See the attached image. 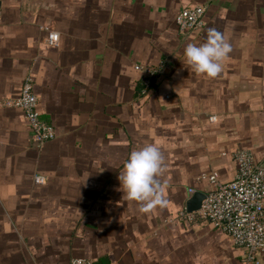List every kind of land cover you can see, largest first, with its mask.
Instances as JSON below:
<instances>
[{
  "label": "crops",
  "instance_id": "obj_1",
  "mask_svg": "<svg viewBox=\"0 0 264 264\" xmlns=\"http://www.w3.org/2000/svg\"><path fill=\"white\" fill-rule=\"evenodd\" d=\"M197 5L206 26L180 33L178 13ZM210 27L233 48L215 79L183 64ZM162 58L166 72L141 96L135 66ZM28 76L56 130L40 147L7 105ZM147 144L165 157L167 206L141 213L118 177ZM237 149L264 157V0H0V264H241L226 233L174 220L190 188H212L202 174L234 178Z\"/></svg>",
  "mask_w": 264,
  "mask_h": 264
},
{
  "label": "built area",
  "instance_id": "obj_2",
  "mask_svg": "<svg viewBox=\"0 0 264 264\" xmlns=\"http://www.w3.org/2000/svg\"><path fill=\"white\" fill-rule=\"evenodd\" d=\"M207 8L203 5L182 9L176 17L180 33L198 31L207 24ZM59 32L49 31L48 42L58 44ZM137 70H145L143 92L149 93L152 79L166 72L167 63L162 60L156 66L137 64ZM169 98L170 95H167ZM39 99L34 92L33 78L28 76L19 97L7 101V105L23 110L36 147L56 137V130L50 122L42 119L38 108ZM215 116L211 117L214 121ZM226 155V153H223ZM237 165L234 178L222 182L216 171L202 174L212 188L205 192L201 207L195 212L186 209L174 218L179 221H193L196 218L207 221L216 229L226 233L232 242L243 251L241 264H263L264 253V157L257 158L248 149H237L232 154ZM37 183H44L43 176L35 177ZM192 195L196 189L190 188ZM70 264H95L92 259L77 257Z\"/></svg>",
  "mask_w": 264,
  "mask_h": 264
},
{
  "label": "clouds",
  "instance_id": "obj_3",
  "mask_svg": "<svg viewBox=\"0 0 264 264\" xmlns=\"http://www.w3.org/2000/svg\"><path fill=\"white\" fill-rule=\"evenodd\" d=\"M232 51V45L224 33L210 27L204 43L186 46L183 64L198 75L215 79L222 73L223 62ZM165 171V157L155 144H147L130 153L118 179L126 198L135 201L141 213L166 208L167 200L160 180Z\"/></svg>",
  "mask_w": 264,
  "mask_h": 264
},
{
  "label": "water",
  "instance_id": "obj_4",
  "mask_svg": "<svg viewBox=\"0 0 264 264\" xmlns=\"http://www.w3.org/2000/svg\"><path fill=\"white\" fill-rule=\"evenodd\" d=\"M205 192L197 190L187 201V210L195 212L200 209L202 200L205 198Z\"/></svg>",
  "mask_w": 264,
  "mask_h": 264
},
{
  "label": "trees",
  "instance_id": "obj_5",
  "mask_svg": "<svg viewBox=\"0 0 264 264\" xmlns=\"http://www.w3.org/2000/svg\"><path fill=\"white\" fill-rule=\"evenodd\" d=\"M163 59V58H162ZM162 59H159L158 61L160 62V61H162ZM164 60V59H163ZM158 62V63H159ZM157 63V64H158ZM141 64V63H140ZM157 64H143V65H145V66H156ZM135 70H136V72H137V74H138V76H140L139 78L142 80V82H143V79H144V77L146 76V72H145V70H137L136 68H135ZM139 79V80H140ZM158 79H159V77H158V75L157 76H155L153 79H152V85H151V87H150V91L151 90H153L156 86H157V82H158ZM149 91V92H150ZM141 96H146V97H148V95H149V93H144L143 92V89L141 90ZM177 216V215H176ZM196 219H199V218H196ZM195 220V219H194ZM193 220V221H194ZM189 222H191V221H189Z\"/></svg>",
  "mask_w": 264,
  "mask_h": 264
},
{
  "label": "rangeland",
  "instance_id": "obj_6",
  "mask_svg": "<svg viewBox=\"0 0 264 264\" xmlns=\"http://www.w3.org/2000/svg\"><path fill=\"white\" fill-rule=\"evenodd\" d=\"M165 62L168 63V60L166 59Z\"/></svg>",
  "mask_w": 264,
  "mask_h": 264
}]
</instances>
